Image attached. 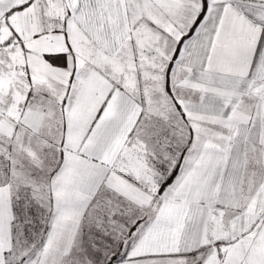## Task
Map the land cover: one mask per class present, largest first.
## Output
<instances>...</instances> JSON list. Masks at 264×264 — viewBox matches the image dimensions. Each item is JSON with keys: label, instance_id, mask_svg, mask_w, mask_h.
Here are the masks:
<instances>
[{"label": "snow or ice", "instance_id": "1", "mask_svg": "<svg viewBox=\"0 0 264 264\" xmlns=\"http://www.w3.org/2000/svg\"><path fill=\"white\" fill-rule=\"evenodd\" d=\"M0 264H264V0H0Z\"/></svg>", "mask_w": 264, "mask_h": 264}]
</instances>
